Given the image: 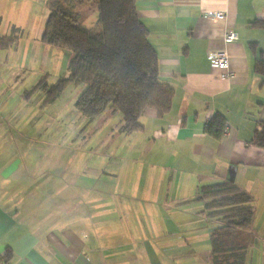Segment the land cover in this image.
<instances>
[{"label":"crops","instance_id":"crops-1","mask_svg":"<svg viewBox=\"0 0 264 264\" xmlns=\"http://www.w3.org/2000/svg\"><path fill=\"white\" fill-rule=\"evenodd\" d=\"M31 8L11 2L7 9L21 16L1 21L0 33L28 27ZM136 11L159 79L173 89L169 111L148 110L138 131H123L121 119H97L86 137L47 152L54 140L45 136L29 153L31 106L15 98V77L45 47L38 31L19 53L14 41L1 45L11 47L0 53V135L7 140L0 146V264H209L200 245L208 216L196 196L200 186L222 181L251 194L244 264H264V148L248 143L264 120V75L254 68L264 59V26L251 24L264 19V0H136ZM217 11L224 16H212ZM226 30L238 39L224 42ZM213 50L228 55L225 75L209 66ZM215 114L226 119L219 139L204 131ZM16 134L18 150L9 142Z\"/></svg>","mask_w":264,"mask_h":264},{"label":"trees","instance_id":"trees-1","mask_svg":"<svg viewBox=\"0 0 264 264\" xmlns=\"http://www.w3.org/2000/svg\"><path fill=\"white\" fill-rule=\"evenodd\" d=\"M92 1L96 20L86 26L78 22L74 6ZM47 16L41 31L43 43L69 50L68 76L52 85L53 97L67 81L83 86L75 106L86 118L104 109L118 111L122 130L138 131L148 110L162 116L169 111L173 89L158 76V57L149 43L148 30L136 11V0H45ZM252 25L264 26V19ZM15 28V27H14ZM16 37L7 36L10 41ZM254 68L264 75V59ZM226 119L215 114L204 127L219 139ZM248 143L264 148V120H259ZM196 200L203 202L208 218L216 221L210 232L209 264H244L254 218L253 199L245 189L226 181L202 185Z\"/></svg>","mask_w":264,"mask_h":264},{"label":"rangeland","instance_id":"rangeland-1","mask_svg":"<svg viewBox=\"0 0 264 264\" xmlns=\"http://www.w3.org/2000/svg\"><path fill=\"white\" fill-rule=\"evenodd\" d=\"M9 2H13L17 8H21L22 5L30 4L32 7L31 9H33L32 19H34V21H29L28 27L23 26L21 27L22 29L18 26L10 25L8 32L0 33V53L2 52V54H5L11 46L6 45L3 47L1 45L10 43L11 41H14V51L16 53L21 52V46H23L22 42L27 41L26 36L29 35L28 39L32 41L31 35L37 31V34L39 35L43 29L45 18L47 16L45 0H0V15L2 17L0 18V22H4V25L6 24L5 21L9 20L11 16H21V13H12L7 9V6L10 4ZM73 8L74 11L78 12V22L80 24L86 26L94 24L97 16L94 2L83 1L82 3L76 4ZM8 35H12L16 38L11 41L9 39L7 40ZM39 46L40 45L38 43L35 44V48ZM43 46L45 47L44 50L42 49L39 51V48L37 49L35 62H31V66L27 64L20 67V70L17 72L15 77L20 81L18 87L14 89L15 98L22 96L24 99L29 101L31 106L32 114L30 118L27 119L28 123H24V134L28 135L31 141L25 145V148L30 150L29 153L34 151L32 149H37L36 143L42 142L45 136H47L49 140H54L52 143L47 141V152H51V150L55 149V145L57 143H61L63 145L65 142L64 145H69L68 142H76L77 137L81 139L86 137L88 134L93 133L95 130L92 122H95L97 119H111V123L112 120L114 123V119H121V115L118 111H112L108 108L104 109L91 119L80 114L75 106V102L83 86L81 84H75L70 80H67L62 85L57 94L50 97L52 85L60 78H66L68 76L66 64L72 53L69 50L46 43H43ZM41 48L43 47L41 46ZM17 84L18 83H16V85ZM103 125L105 126V124ZM12 136L13 138L11 137L9 142L12 143L14 139V148L15 150H18L19 147L16 140L18 139V135L16 134ZM58 139H60V141L55 142ZM6 145V138L3 135H0V146L6 147ZM17 154V158L23 161L24 157L20 155L19 151H17ZM31 157L32 159L35 158V161H32L33 163H39L40 156L35 155V157ZM200 226L201 230H203V226L207 230L205 240L203 241L202 239L200 243L202 246L201 248L203 249L206 247V249L209 250V235L211 230L216 226L215 221H213V219L209 220L208 218L207 221L205 223H201ZM262 238L264 239V236ZM202 253L203 252H201V258L203 257Z\"/></svg>","mask_w":264,"mask_h":264},{"label":"built area","instance_id":"built-area-1","mask_svg":"<svg viewBox=\"0 0 264 264\" xmlns=\"http://www.w3.org/2000/svg\"><path fill=\"white\" fill-rule=\"evenodd\" d=\"M216 18H221L224 16L223 13L217 11L212 14ZM238 36L233 30H226L223 35V41L226 43L236 41ZM206 58L208 60L209 66L214 69L222 71V75H225L228 71V55L224 50H213L208 51Z\"/></svg>","mask_w":264,"mask_h":264}]
</instances>
